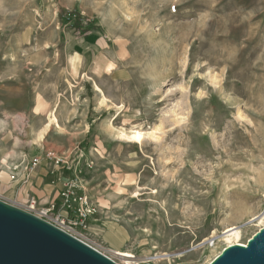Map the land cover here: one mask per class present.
I'll return each mask as SVG.
<instances>
[{"label":"rangeland","instance_id":"374dc122","mask_svg":"<svg viewBox=\"0 0 264 264\" xmlns=\"http://www.w3.org/2000/svg\"><path fill=\"white\" fill-rule=\"evenodd\" d=\"M2 138L75 159L116 264H209L264 228V0H0Z\"/></svg>","mask_w":264,"mask_h":264},{"label":"water","instance_id":"95a60500","mask_svg":"<svg viewBox=\"0 0 264 264\" xmlns=\"http://www.w3.org/2000/svg\"><path fill=\"white\" fill-rule=\"evenodd\" d=\"M0 264H116L81 240L0 199ZM209 264H264V228Z\"/></svg>","mask_w":264,"mask_h":264},{"label":"crops","instance_id":"0c3cea01","mask_svg":"<svg viewBox=\"0 0 264 264\" xmlns=\"http://www.w3.org/2000/svg\"><path fill=\"white\" fill-rule=\"evenodd\" d=\"M94 35L95 34H93L92 37ZM82 48L85 50L86 55L90 53L93 55L97 54L95 52L97 49V42L93 39H90L87 45H83ZM74 52L77 53L74 59V69L78 75L82 53H79L78 48H76ZM18 88V94L24 96L25 93L22 84L18 85ZM38 96L41 97L40 95ZM24 111L25 109H21V112ZM53 117L54 119L49 123L56 122L54 114ZM12 125L14 127V122ZM41 134L42 133L38 134V136L41 137ZM24 151L25 148L22 147V150H20L19 147L16 146L14 139L10 138L8 141L7 139L4 140V138L0 139V199L20 207L25 206L30 200H36L38 208L42 210L56 201L60 209V215H62L63 212L59 206L60 200L58 199V195L66 184L72 180L70 179L71 174L66 170L60 171L56 166L48 163L43 164V167L39 169L28 171L26 167L34 157L33 154L25 153ZM93 221L94 220L87 225L88 232L99 237L103 236L101 232L96 231L99 225L93 224ZM114 237L118 243H115V248L118 249V245L121 244L122 238L117 234H115Z\"/></svg>","mask_w":264,"mask_h":264},{"label":"built area","instance_id":"2783aa9c","mask_svg":"<svg viewBox=\"0 0 264 264\" xmlns=\"http://www.w3.org/2000/svg\"><path fill=\"white\" fill-rule=\"evenodd\" d=\"M44 159L46 162L53 163L55 166H61L62 169H66L67 171H72L75 162V159L71 158V156H59L53 151L46 152ZM41 161V159L33 158L26 169L28 171L36 170L41 166ZM58 199L60 200L59 206L64 214H59L51 219L48 215L55 210V207L58 208L56 201H54L47 210L39 209L36 200H30L25 206L20 208L81 240L78 238L75 230L85 229L88 219L95 214L94 209H92L89 204L85 186L79 185L78 178L75 176L59 193Z\"/></svg>","mask_w":264,"mask_h":264},{"label":"bare ground","instance_id":"6f19581e","mask_svg":"<svg viewBox=\"0 0 264 264\" xmlns=\"http://www.w3.org/2000/svg\"><path fill=\"white\" fill-rule=\"evenodd\" d=\"M74 59H75V55L70 59L69 62L71 64V68L73 70V73L76 76L77 72L74 69V64H75L74 63ZM107 67H108V65H107ZM96 91H97V93H101V91L97 87H96ZM126 138L131 143L141 144L142 141H144L145 137H144V134L140 133L139 131H134V132L131 133V136L126 137ZM20 209H22V208H20ZM22 210H24V209H22ZM224 233H225L224 241L227 244L226 247L227 246L229 247V246H232V245H240V246H245L246 245V244H242V243L239 242L240 231H234V228H229ZM115 255L123 260L122 261L123 263L121 262L122 264H140V263H137V260H136L134 255H132L130 253L122 252L119 249H115ZM161 257H162L161 259H164L167 262L169 261V258L166 255H162Z\"/></svg>","mask_w":264,"mask_h":264},{"label":"trees","instance_id":"16d2710c","mask_svg":"<svg viewBox=\"0 0 264 264\" xmlns=\"http://www.w3.org/2000/svg\"><path fill=\"white\" fill-rule=\"evenodd\" d=\"M75 17H76V15H75ZM78 24H80V23H79L78 20H76L75 23H74V25H73V27H74V26H79Z\"/></svg>","mask_w":264,"mask_h":264}]
</instances>
